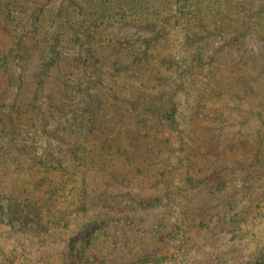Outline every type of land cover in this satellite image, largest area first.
<instances>
[{"label": "trees", "instance_id": "1", "mask_svg": "<svg viewBox=\"0 0 264 264\" xmlns=\"http://www.w3.org/2000/svg\"><path fill=\"white\" fill-rule=\"evenodd\" d=\"M139 1L91 0L83 19L85 28L78 23L72 26L82 30L73 39H86L84 47L74 45L76 61L58 63V45H47L50 59L39 61L29 84L40 90L39 99L27 98L29 105L14 107L13 115L9 110L12 127L0 130V158L7 166L13 161V168L0 180V229L12 238L49 239V244L41 243L32 262L12 249L3 253L0 264H118L100 249L102 244L112 245L119 235L130 234L137 226H141L140 233H146L143 215L157 210L168 214L150 229L167 240L175 238L182 226L195 234H209V221L205 223L210 218L209 204L222 208L228 203L222 190L227 189L234 211L236 203L252 198L255 189H264V101H254L261 97L264 75L249 71L256 70L260 55L239 57L242 68L238 73L229 64L224 66L232 70L227 93L217 77L222 68L214 64L218 51L214 42L221 38L226 48L245 38L250 33L247 20L239 22L245 31H236L226 41L231 32L228 16H219L224 25L208 11L219 8L221 0L190 2L194 13L201 7V17L169 12L167 4L183 8L185 0H161L163 12H142L148 8L143 3L149 1ZM248 4L256 9L255 16L264 14V0ZM74 8L79 10L80 5L75 3ZM204 18L212 19L213 26ZM112 70L111 79L108 72ZM51 71L65 77L63 83L59 78L54 97L45 93ZM110 102L124 109L119 108L113 117L98 113L102 104ZM240 107L244 111L238 118L245 123L239 130L229 129L225 112L231 114ZM79 109L85 110L79 112L82 116L89 115L83 128L75 127L78 118L69 114ZM107 121L115 124L103 136L86 137L87 129ZM116 126H125L127 131L110 140ZM128 137L129 143H121ZM14 176L21 178V185L12 183ZM116 184L118 188L111 187ZM200 184L221 189V197L204 207L180 205L179 195ZM213 189L209 195L215 196ZM69 195L70 203L65 204ZM80 220L85 222L75 229ZM55 237L57 242L50 244ZM0 242L1 250L11 249ZM158 254L149 248L135 259L156 262ZM174 260L168 257L165 262ZM236 264H264V249Z\"/></svg>", "mask_w": 264, "mask_h": 264}, {"label": "rangeland", "instance_id": "2", "mask_svg": "<svg viewBox=\"0 0 264 264\" xmlns=\"http://www.w3.org/2000/svg\"><path fill=\"white\" fill-rule=\"evenodd\" d=\"M141 1H139V3H141ZM148 1L149 3L142 2L148 7L147 10L142 12L155 9L163 12L165 9V6L161 5V0ZM185 1L186 3L183 8H181V4H167V7L169 6L171 8L169 12L188 14L190 16L196 14L201 17V14H199L201 12V7L198 8V11L196 10V13H194L191 8V3L195 0ZM221 1L222 3L219 8L218 6L216 8H209L208 11H210L212 15H215V22H222L221 24L224 25L225 22L222 21V18H219V16H228V21H226V23H228V25L230 24L229 26L231 28H229V31L233 32V34L230 32L226 37V41L236 35V31L239 32L241 30L239 28V22L241 19H243L244 22L247 20V29L250 31V33H245V38L236 39V41L232 42V44L230 43V46L226 48L224 41H222L221 38L216 40L213 44V47L218 49L215 55L214 64L217 67L222 68L217 77L220 78L223 83L221 89L227 93L230 90L227 80L230 77L229 73L232 72V70L228 69L226 71L224 66L229 64L231 69H233V73H236L242 68L240 67V61L238 60L239 57L244 56L245 59H248L252 56L257 57L258 54L261 57L264 54V37L262 36L264 33V14L262 13L259 17L254 15L256 14V9H253L254 7L251 8L248 1L254 3L256 0ZM75 3L80 5L79 10L74 8ZM91 5V0H0V130L6 127L8 129L12 127L10 124V122H12L11 117L8 116L9 110L12 111L13 115L14 111L12 109L14 107L24 108L29 105L28 101H26L27 98L30 97V99H33L36 97L39 99L40 90H36L34 85L29 84L31 83V80H33V76L35 75L34 72H37V69L35 71V66H38L39 61L41 59H50V56L46 54L47 45H52L53 43L58 45V63L67 62L66 60L69 61L70 58H73L76 61L73 52L75 49L74 45L84 47L86 45V39L80 38L81 40H76V37L73 39L71 36L77 34L80 37L82 35V30L78 27L74 28L72 26L75 23H78L77 25L85 28L84 20L89 13V6ZM218 9L219 11H217ZM208 14L209 13L206 11L204 15ZM249 14L254 15V17L251 16L246 18V15ZM204 19L205 23L213 26L212 23H210L212 19ZM221 26L222 25L219 27ZM225 28H228V26ZM241 31L243 32L245 29ZM63 34H65V36H63ZM59 37L60 39L58 42ZM225 52L235 57L231 59H237L238 61L236 60L234 63L231 62V59L227 56L229 54L226 55ZM260 57L258 58V66L256 70L249 69V71L252 72L256 71L257 74L255 75H264V58ZM53 72L54 71L48 73V83L45 86V93H48L51 97H54L59 78L62 79V83L65 78L64 76L61 77V74ZM113 72V70L108 72L111 79ZM242 84L246 85L248 88L251 87L244 81H242ZM25 85H27L26 88ZM260 95V98L254 99L256 103L264 101V80L260 81ZM119 108L121 110L124 109L116 102H110L108 106L102 104L98 113L102 116L113 117L117 116ZM72 111H70L69 114L78 118L75 122V127H85L89 115L84 113V116H82L79 113L85 110L79 109L77 112ZM242 111H244V109L240 107L234 108L231 114L225 112V115L227 114L228 116L226 126L229 127V129L239 130L240 124L245 123L244 120L238 118L241 117ZM246 111L248 112V110ZM114 124L115 121H107V123L94 125L87 129L85 135L89 140H92L97 133H100L103 136ZM52 125L53 123L51 126ZM116 128L117 130L109 135L110 140H113L118 132L124 133L127 131L125 126H116ZM89 133L90 136H88ZM129 142V137L124 138L121 141L123 144ZM111 154H114V152H111ZM95 159H97V161L99 160L96 157ZM97 161L95 162V168L97 167ZM107 164L112 165L108 162ZM12 168L13 161L7 166L0 158V180L2 176H4V173L8 174ZM123 171L126 173V170ZM18 174L21 175V173ZM9 176L10 175H8V177ZM11 181L14 185L22 184V180L18 176H14ZM111 187L116 189L119 186L116 184ZM212 187H214V189L211 190V192L212 194L215 193V196L209 195L210 188ZM220 190L212 184H200L197 187H189L188 190L182 192L178 198L180 200V205L187 204L189 206L196 205L198 207H204L212 200H215L214 198L221 197ZM140 191L144 192V190ZM222 191H224L228 203L225 202L226 205L222 208H215L213 203L209 204L211 206V208H209L211 220L209 218V220L207 219L205 221V223L209 221V225H207V227L210 228L209 234L208 232L195 234L193 229L188 230L187 228L189 227L182 226L177 229L174 236L175 238L172 240L164 239L163 234L153 235L151 234L150 229H152L155 223L160 219H167L168 217L167 213L162 210H157L143 215V219L146 216V222L145 227L142 229H145L146 233H140L141 226L134 227L130 234H125L124 236L119 235L112 245L107 246V243H103V247L100 249L109 253V259H112V261L116 260L124 264H151V261L155 262L153 258L147 259L144 257L140 258V260L135 259L138 253L143 250L149 251V248L158 250V260L160 261V264H197V262H204L205 264H236L238 261L249 259L253 257V255H256L257 250L264 249V189L260 191L255 189L252 193V198L248 199L245 197L244 202L236 203L237 205L234 206V211L230 210V195L228 196L227 189ZM70 197L71 196L69 195V200H65V204L70 203ZM240 198L243 199V196H240ZM254 208H257V210L253 211ZM171 213L172 211L169 212V214ZM219 213L221 215H217ZM137 218L138 217H136V219ZM233 220L239 221L242 226L237 222L236 224H232L231 221ZM84 222V220H80L75 229L80 227ZM177 223L180 225L183 222L179 220ZM189 223L191 222L189 221ZM197 223L198 222H195L194 224ZM190 231L194 234H190ZM59 233L61 234L60 231ZM55 236H59V234H56ZM0 239L4 241V246L11 247V249L7 248L2 250L0 248V258L3 253H7L13 249L17 256L28 259L30 262L38 257V250L41 243L49 244V239H46L43 242V239L32 240L29 236H22L21 239L12 238L8 232L2 231V229H0ZM57 239L58 237H55L53 241L50 240V244L56 243ZM1 244L2 243L0 242V245ZM106 246L107 249L105 248ZM1 247L3 246L1 245ZM168 257L175 260L172 261V263H166L165 259ZM158 260H156L154 264H158ZM120 262H118V264Z\"/></svg>", "mask_w": 264, "mask_h": 264}]
</instances>
